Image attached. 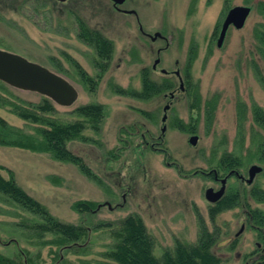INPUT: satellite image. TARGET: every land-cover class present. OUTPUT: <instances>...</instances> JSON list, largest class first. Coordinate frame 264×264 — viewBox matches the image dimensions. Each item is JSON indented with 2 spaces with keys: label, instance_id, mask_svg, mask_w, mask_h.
Wrapping results in <instances>:
<instances>
[{
  "label": "rangeland",
  "instance_id": "obj_1",
  "mask_svg": "<svg viewBox=\"0 0 264 264\" xmlns=\"http://www.w3.org/2000/svg\"><path fill=\"white\" fill-rule=\"evenodd\" d=\"M206 1L197 0L190 8L191 0H126L121 8L134 16L114 11L109 0H0V50L59 74L78 93L69 107L48 99L55 109L53 118L69 123L82 120L74 113L80 106L96 103L105 108L98 129L87 126L67 143L87 164L92 177L47 153L0 145V174L5 179L9 178L7 170L11 171L16 183L53 217L86 229V237L74 248L53 245L52 236H34L26 227L38 221L34 215L0 194L1 255L17 259L23 251L21 257L34 264H113L104 256L115 242L113 232L122 219L138 215L152 238L157 259L172 252L176 242L197 244L203 226L217 236L212 252L221 264H244L255 248L254 233L246 226L233 240L248 212L246 205L264 212V203L248 197L242 206L211 219L209 209L214 204L204 193L218 185L199 171L217 170L225 153L238 155L243 161L242 175L247 178L251 165L260 166L262 173L251 185L230 178L227 190H264V129L254 122L251 110L252 102L264 110V82L254 74V69H264L259 44L252 37L259 18L252 12L245 28L230 32L217 49L216 40L208 38L219 24L223 4L217 0V5L209 6ZM76 18L113 44L109 64L93 91L85 86L78 69L96 79L97 54L78 38ZM140 30L168 38L156 69L152 68L155 52L165 44L152 42ZM193 42L198 47L190 66V86L184 83L185 92L175 93L167 112V130L160 139L162 108L169 101L168 92L179 85L172 73L165 75L160 69L182 70L184 79ZM142 70L157 83L167 80L171 89L149 99L133 94L141 91ZM1 96L33 104L46 98L0 82ZM8 109L0 107L2 119L34 134L33 125ZM190 135L198 136L195 146L189 142ZM145 142L157 144L156 150ZM77 201L97 206L92 212H76L71 206Z\"/></svg>",
  "mask_w": 264,
  "mask_h": 264
},
{
  "label": "trees",
  "instance_id": "obj_2",
  "mask_svg": "<svg viewBox=\"0 0 264 264\" xmlns=\"http://www.w3.org/2000/svg\"><path fill=\"white\" fill-rule=\"evenodd\" d=\"M76 19L78 38L87 46L92 47L97 54L95 65L99 72L96 79L88 76L82 69H78L85 86L88 90L93 91L97 86L98 79L101 78L109 64L113 44L99 31L88 28L84 21L79 18ZM256 41L259 44V53L264 58V40ZM193 59L194 57L188 59V66L184 69V82L187 87L190 86V66L194 61ZM76 67L78 68V65ZM263 79L261 75L260 80L264 82ZM141 83V91L133 94L142 99H149L171 89V84L167 80L157 83L150 78L146 70L141 72ZM196 96L197 98L194 99L197 103L199 98L198 95ZM15 99L14 97L1 96L0 107L9 108V112L33 125L34 134H28L22 129L10 125L0 117V145L47 153L56 161L76 165L82 173L92 177L87 164L80 156L75 155L67 148V143L78 138L81 131L87 126L98 129L105 114L104 106L96 103L80 106L74 113L82 120L63 123L53 118L52 115L55 113V109L47 98H42L37 104ZM196 103L195 105H197ZM253 111L257 124L264 129L263 111L257 106H253ZM140 112L144 116L149 115L144 111ZM242 166L243 161L240 156L225 153L217 163V171L226 173L230 169H239ZM2 169L0 166V170ZM7 174L9 176L7 179L0 174V194L38 219V221H31L29 226L26 224V227L33 232L34 236L50 235L53 237V245L68 249L74 248L78 242L86 237L84 227L57 220L42 204L30 197L16 183L11 171L7 170ZM248 197L255 202H264V190L258 191L257 187H253L246 193L240 187L229 188L226 194L210 207V218L214 219L224 211L242 206ZM96 206L97 204L94 202L77 201L71 207L76 212L88 213L94 211ZM246 206L248 208L247 214L250 215L248 217L249 227L252 228L253 221L258 219L257 214L263 213V211L250 208L249 205ZM113 235L115 242L104 253L105 258L113 261V264H221V259L212 252V248L216 245L217 236L215 232H209L203 226L197 244L186 245L176 242L174 250L164 252L161 259H157L153 255L152 238L147 233V229L138 215H129L122 219ZM22 253L23 251H20L17 254V259L0 254V264H34L30 258H22Z\"/></svg>",
  "mask_w": 264,
  "mask_h": 264
},
{
  "label": "flooded vegetation",
  "instance_id": "obj_3",
  "mask_svg": "<svg viewBox=\"0 0 264 264\" xmlns=\"http://www.w3.org/2000/svg\"><path fill=\"white\" fill-rule=\"evenodd\" d=\"M216 1L217 0H208L209 3L207 1H206V3H207V5L209 4V6L212 3L217 5ZM219 1L221 2V5L223 4V6L221 7V10L219 11V13H220V15H219L220 16L219 24H217L214 27V30L210 33L209 38H208V40H216L215 44H216V48L217 49H221V47L224 44V42H223L221 47H217V40H219L220 32H221L223 23H224L227 15H228V13L231 10H233V9H235L237 7L248 8L249 9L248 16L245 19L244 24H243V26L241 28H237L234 25V23L229 24V26L227 27V30L225 32L223 40L224 41L227 40L228 35H229L230 32H235V31L239 32L242 29H244L249 16L254 11L256 12V14H257L256 16H258L259 20L256 22L254 28L252 29V37H253L254 40H264V0H241L240 3H236V2H239V0H219ZM109 2L111 3L112 8H113L114 11H117L119 13H125V14H133L134 16H136L134 12L127 13L130 10H124V9L121 8V6L123 4H125L126 1L120 6H115L111 1H109ZM196 2H197V0H191L190 8H192L195 5ZM216 10H217V8H216ZM140 32L142 33L143 36L147 37L152 42H155L156 40H160V41H162L165 44V46L163 48L159 47V48H157V50L155 52L156 58L153 61L152 68L156 69L157 66L160 64V61H161L160 58L158 57V55L162 51L166 50L167 47H168V38L165 37L160 32H154L152 35L151 34H146L142 30H140ZM155 34H158V35L156 37H154ZM197 47L198 46H197V44L195 42H193L191 44V48L189 49L188 59L190 57L191 58L195 57V54H197ZM156 61H158V62H157V64L154 67V64H155ZM262 70L259 69V68L254 69V74H255L256 78L258 79V81H260L261 75L264 78V69H262ZM160 71H161V73H163L162 71H165L163 73L165 75H168V74L172 73V75H174L177 78L178 83H179L178 89H174L173 91H169L168 90L169 92H168V96L167 97L169 98V101L162 108V112H163L162 118L164 116H166V119H165V121H162V118H161V121L163 123V127L161 128V136H160V139H161L163 137V135L165 134L166 130H167V126L165 125V122L167 121V118H168L167 112L170 111V109H171V104L170 103L175 98V93L177 91L185 92V86H184L185 82H184V79H183V76H182V73H181L182 70L176 69V70L170 72V71H167L165 69H160ZM180 83H182V88L180 87ZM196 95L197 94L194 92V94H193L194 97L193 98H197ZM253 106H257L258 108H260L263 111V114H264V110L261 107H259L258 105H256L255 102H252V104H251L252 117L254 119V122L257 124L256 117H255V114H254V111H253ZM207 107H208V103H206V117L208 118V109H207ZM162 129H164L163 132H162ZM193 136H196L197 139H198L197 135H190L189 138H191ZM145 145L147 147H149V148H152V149L156 150L154 145H157V144H151L149 146V143L145 142ZM249 168H248V170H249ZM248 170H247V173H248ZM199 173L202 174V175L209 176L218 185L217 188H213L214 191H217V190L220 189L221 180L226 178L224 195L226 194L227 183H228V180L230 178H235V179H237L238 182L245 183V184H246V180H247V178L244 175L241 174L240 168L239 169H230L223 175L220 174L216 169H211L208 172L199 171ZM261 173H262V171L260 173L256 174L255 177L257 175L261 174ZM257 189H258V191H261L260 188H257ZM217 202H215V203H217ZM256 203L259 204V203H264V202H256ZM257 210H259V209H257ZM259 211H261V210H259ZM249 216H250L249 214L245 213L244 214V218L241 219V221H243V222H241L240 229L235 234L233 243H234V241H236V239L239 237V235L244 231V229H246V226H248V227L250 226V223L248 222V217ZM257 217H258V219L253 221L252 228H250L251 231H253V233H254V239H255L254 247L255 248H254V251L251 254L246 256L244 264H264V212L260 213V214H257ZM241 228H242V230H241Z\"/></svg>",
  "mask_w": 264,
  "mask_h": 264
},
{
  "label": "water",
  "instance_id": "obj_4",
  "mask_svg": "<svg viewBox=\"0 0 264 264\" xmlns=\"http://www.w3.org/2000/svg\"><path fill=\"white\" fill-rule=\"evenodd\" d=\"M58 2H66L67 0H56ZM115 6L122 5L126 0H110ZM127 13H132L129 11ZM249 13L248 8L237 7L231 10L221 29L217 47H221L224 42L223 38L229 24L234 23L237 28H241ZM158 34H155L156 37ZM158 61L155 62V65ZM163 73L165 71H162ZM0 82L12 88L38 93L54 104L62 107L71 106L77 99L78 93L73 85L64 77L50 71L49 69L32 63L23 57L0 50ZM182 88V83H180ZM166 116L162 118L165 121ZM164 129H162V132ZM191 145H195L197 137L193 136L189 139ZM262 168L258 165H252L248 170V178L246 183L249 185L253 182L255 175L260 173ZM226 178L221 180V187L214 191L213 188L205 190V198L210 203H215L222 198L225 191ZM109 209L111 206L106 204ZM242 230V228H241ZM240 230V231H241Z\"/></svg>",
  "mask_w": 264,
  "mask_h": 264
}]
</instances>
